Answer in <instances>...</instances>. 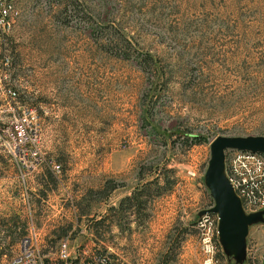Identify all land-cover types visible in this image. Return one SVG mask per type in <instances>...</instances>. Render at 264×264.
<instances>
[{
	"label": "rangeland",
	"instance_id": "374dc122",
	"mask_svg": "<svg viewBox=\"0 0 264 264\" xmlns=\"http://www.w3.org/2000/svg\"><path fill=\"white\" fill-rule=\"evenodd\" d=\"M17 8L0 36V118L35 110L40 163L11 158L0 140L11 206L21 205L19 182L31 187L29 219L20 213L10 226L36 231L45 264H64L62 238L69 264L89 252L115 264H201L181 213L141 211L132 227L103 200L120 182H143L141 200L173 190L212 201L201 179L209 142L264 136V0H17ZM9 242L0 239V264L19 251ZM262 253L264 222L251 226L242 263L218 245L215 264H255Z\"/></svg>",
	"mask_w": 264,
	"mask_h": 264
},
{
	"label": "built area",
	"instance_id": "2783aa9c",
	"mask_svg": "<svg viewBox=\"0 0 264 264\" xmlns=\"http://www.w3.org/2000/svg\"><path fill=\"white\" fill-rule=\"evenodd\" d=\"M18 17L17 0H0V36L12 30ZM5 61L7 64V59ZM1 91L7 98L12 99L15 96V92L11 88L4 87ZM36 121L35 110L26 107L22 110L21 116H13L1 123L2 146L11 158H18L22 164H25L26 161L30 164L34 162L36 165L40 163L36 149L38 140ZM15 136L25 139H19V142H16ZM225 174L240 198L246 213L264 209V155L250 151L226 150ZM189 175L197 177L195 172H189ZM212 205L213 201L205 204L203 209L210 208ZM217 222L218 217L213 213L203 214L195 221L197 248L201 256V264H215L216 249L219 245ZM36 242V231L29 229L20 241L18 253L7 264H45L38 252ZM57 258L64 264H69L71 250L68 238L60 240ZM80 264L115 263L106 253L89 252L84 253ZM255 264H264V253L259 256Z\"/></svg>",
	"mask_w": 264,
	"mask_h": 264
},
{
	"label": "water",
	"instance_id": "95a60500",
	"mask_svg": "<svg viewBox=\"0 0 264 264\" xmlns=\"http://www.w3.org/2000/svg\"><path fill=\"white\" fill-rule=\"evenodd\" d=\"M241 150L264 155V136L218 135L209 142L210 156L202 176V182L212 198L213 205L199 212L213 213L218 217V243L226 255L236 263H242L247 252L250 227L264 222V209L246 213L242 202L225 174V151Z\"/></svg>",
	"mask_w": 264,
	"mask_h": 264
},
{
	"label": "crops",
	"instance_id": "0c3cea01",
	"mask_svg": "<svg viewBox=\"0 0 264 264\" xmlns=\"http://www.w3.org/2000/svg\"><path fill=\"white\" fill-rule=\"evenodd\" d=\"M0 108H2V106H0ZM1 121L2 120L0 118V123H2ZM142 183L143 182H120L118 185L113 186L112 189L108 191L106 197L103 200L104 205L108 208V212H112V208L116 207V205H119L121 208H119L118 213H121L130 219L131 222L129 225L134 227L133 225L135 221L138 220L141 211L143 213H147L148 216L151 217V215L157 212V208H165V210L168 212V215L172 214L177 216V214L181 213V219L183 221V226L185 227L186 235H189L190 238L194 237V239H196L197 231L195 227V221L199 212L203 210V206L206 203L204 197L201 194L196 193L187 198L185 194L179 195L176 194L175 191L171 190L169 192H163L159 194L156 193L146 197L143 200L145 205L143 209H140L136 206L134 193L143 186ZM181 184L182 183H177L174 185V190L181 188V191H183L185 188L190 187L189 182L187 184H183V186ZM13 186L15 187L13 182H0V239L3 241L10 239V242L11 237L7 234L8 228L10 227L8 220L14 216H19L20 213H22L23 218L25 217V214L28 215L27 219H29L30 214V206L27 195V191L31 190L30 184L27 182H19L17 185L20 187L21 191V201L17 203L22 205L21 206L17 204V208L11 206V204L15 201V196H13L11 191L12 188H14ZM44 187H46V184H42L40 186V188ZM127 203L128 206H126ZM103 212L104 216H106L107 212L105 209ZM22 226V230L25 231L24 224ZM15 230H19V228L17 227ZM192 231L195 232V236L192 235ZM12 240L13 241L11 242L10 247L14 248L16 246L17 248V246L20 244L19 238H14Z\"/></svg>",
	"mask_w": 264,
	"mask_h": 264
},
{
	"label": "trees",
	"instance_id": "16d2710c",
	"mask_svg": "<svg viewBox=\"0 0 264 264\" xmlns=\"http://www.w3.org/2000/svg\"><path fill=\"white\" fill-rule=\"evenodd\" d=\"M154 181H155V180H154ZM139 191H140V189L134 193V196H135V200H136V206H137V208L142 209V208L144 207L145 203H144L143 200H141V197H140L139 194L137 193V192H139ZM126 206H128V203H127ZM22 229H23V226H22ZM11 230H13V228L10 226V227L8 228V232H7V234H9ZM11 232H12V231H11ZM11 234H14V235H16L17 237H22V238L26 235V234L24 235V231H23V230H21V231L18 232V233H16V230H15V231H14L13 233H11ZM17 237H14V236L12 235L11 240L14 239V238H17Z\"/></svg>",
	"mask_w": 264,
	"mask_h": 264
}]
</instances>
